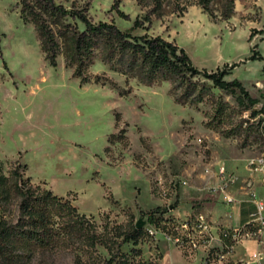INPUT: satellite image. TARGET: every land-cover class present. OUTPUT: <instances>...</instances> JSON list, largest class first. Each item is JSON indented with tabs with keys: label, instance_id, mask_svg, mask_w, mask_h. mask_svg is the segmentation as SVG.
Returning a JSON list of instances; mask_svg holds the SVG:
<instances>
[{
	"label": "rangeland",
	"instance_id": "1",
	"mask_svg": "<svg viewBox=\"0 0 264 264\" xmlns=\"http://www.w3.org/2000/svg\"><path fill=\"white\" fill-rule=\"evenodd\" d=\"M59 1L85 10L94 23L172 41L199 70L227 69L225 80L241 81L256 102L210 89L198 75L196 96L182 104L170 82L147 86L99 57L90 73L114 85H81L62 54L56 67L45 59L34 25L21 18L19 0H0V173L18 169L34 186L70 200L89 224L85 236L62 237L33 264H187L170 242L177 241L168 234L173 228L153 235L159 227L150 214L157 209L156 217L172 218L175 226L187 218L196 224L199 212L212 229L226 227L220 221L252 222L256 201L264 202V162L257 164L264 159V0H234L229 18L220 15L226 6L220 0L216 18L192 5L183 14L166 7L150 21L143 19L149 8L137 0H122L115 9L114 0ZM137 18L145 27L134 28ZM253 49L262 58L252 59ZM17 201L6 210L0 205V216L16 220ZM140 219L148 234L137 244L124 243ZM95 233L107 246L90 244ZM220 251L221 244H213L210 260L201 250L192 264H247L255 251L261 253L257 264H264V237L241 242L223 263L213 257Z\"/></svg>",
	"mask_w": 264,
	"mask_h": 264
},
{
	"label": "trees",
	"instance_id": "2",
	"mask_svg": "<svg viewBox=\"0 0 264 264\" xmlns=\"http://www.w3.org/2000/svg\"><path fill=\"white\" fill-rule=\"evenodd\" d=\"M220 0H137L138 4L149 8L143 19L150 21L152 16L162 17L166 7L172 13L183 14L189 6L198 5L213 18L214 10ZM21 18L32 23L38 33L41 50L48 63L56 67L58 56L62 54L65 65L73 69V76L81 85L92 82L103 85L114 83L108 77L94 76L90 67L99 57L115 72L127 78H136L147 86L171 83V94L179 103L186 104L196 96L197 86L194 78L202 75L210 81V89L218 88L230 93H240L241 101L255 103L249 91L239 80L227 81V69L209 72L196 68L184 48L161 36L150 37L147 34L134 35L122 31L115 23H94L85 10L69 9L59 0H19ZM122 0H114L113 9L119 8ZM234 0H226L221 11L229 18L233 14ZM123 15V13L121 12ZM82 23L84 28L79 24ZM145 27L137 18L134 28ZM264 33V26L260 30ZM255 36L251 33L250 39ZM252 59L262 58L253 49ZM235 66H232L234 68ZM179 92H182L179 94ZM264 113V109L262 111ZM254 115L257 113H253ZM18 200L19 215L16 220L0 216V264H33L37 254L47 251L63 238L78 239L85 236L88 228L86 215L80 213L70 200L58 197L51 189L34 186L30 178H25L18 169L10 175L0 173V205L4 210ZM64 199V201H63ZM159 209L150 214V223L169 230L178 221L156 217ZM166 212V211H165ZM57 216H62L63 222ZM138 221L132 225V231L123 239L124 243H138L148 234L144 226L138 227ZM173 231V230H172ZM168 232L177 236L175 232ZM107 246L102 236L93 234L91 245Z\"/></svg>",
	"mask_w": 264,
	"mask_h": 264
},
{
	"label": "built area",
	"instance_id": "3",
	"mask_svg": "<svg viewBox=\"0 0 264 264\" xmlns=\"http://www.w3.org/2000/svg\"><path fill=\"white\" fill-rule=\"evenodd\" d=\"M264 159H260L257 164L262 165ZM227 202L234 203L235 199L231 195H227ZM257 213L253 219L255 221V230L239 232V227H220L217 229H210V225L203 224V217L206 214L199 212L194 216L200 217V224H191L190 218L182 222V226H173V230L179 231V239L174 242L182 251L183 254L189 259L187 264H192L196 258L198 251H205L208 253V259L211 256V247L213 244H221V251L218 256H213L219 263L228 261L236 247L243 241L248 239H257L264 237V202L256 201ZM153 235L162 233L165 236V230L161 228L152 229ZM215 234H223V243H215ZM166 238V237H165ZM261 253L255 251L250 256L247 264H257L260 262Z\"/></svg>",
	"mask_w": 264,
	"mask_h": 264
},
{
	"label": "bare ground",
	"instance_id": "4",
	"mask_svg": "<svg viewBox=\"0 0 264 264\" xmlns=\"http://www.w3.org/2000/svg\"><path fill=\"white\" fill-rule=\"evenodd\" d=\"M196 224H200V217L196 218ZM203 224L210 225V223L206 220L205 217H203ZM212 227H214V226L210 225V229H212ZM252 230H255V221L254 220L252 222L248 223L244 227H239V232H246V231H252ZM174 238L179 239L178 236H174ZM218 240L220 241V243H223V234L218 235Z\"/></svg>",
	"mask_w": 264,
	"mask_h": 264
},
{
	"label": "crops",
	"instance_id": "5",
	"mask_svg": "<svg viewBox=\"0 0 264 264\" xmlns=\"http://www.w3.org/2000/svg\"><path fill=\"white\" fill-rule=\"evenodd\" d=\"M228 165H229V163H228ZM230 167H233L232 165H229ZM208 217H209V219L212 221V215H208ZM249 222V221H248ZM248 222H246L245 224H247ZM214 223V222H213ZM218 224H222V225H224V226H226L227 228H232V227H240V226H237V225H232V224H229V223H227V222H225V221H220V222H218ZM245 224H242L241 226H243V225H245ZM221 227V226H220Z\"/></svg>",
	"mask_w": 264,
	"mask_h": 264
},
{
	"label": "water",
	"instance_id": "6",
	"mask_svg": "<svg viewBox=\"0 0 264 264\" xmlns=\"http://www.w3.org/2000/svg\"><path fill=\"white\" fill-rule=\"evenodd\" d=\"M138 227H140V226H144L145 224H146V221H144V220H142V219H140L139 221H138Z\"/></svg>",
	"mask_w": 264,
	"mask_h": 264
}]
</instances>
